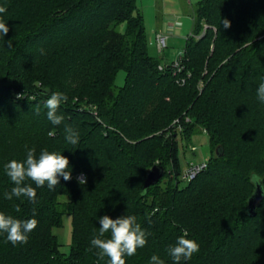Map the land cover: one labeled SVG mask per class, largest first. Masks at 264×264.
Returning a JSON list of instances; mask_svg holds the SVG:
<instances>
[{
  "label": "trees",
  "instance_id": "1",
  "mask_svg": "<svg viewBox=\"0 0 264 264\" xmlns=\"http://www.w3.org/2000/svg\"><path fill=\"white\" fill-rule=\"evenodd\" d=\"M0 6L9 26L0 37V211L38 222L27 244L13 246L0 235V264H97L96 249H87L104 215H135L152 233L126 264H149L153 254L174 264L167 249L185 231L200 247L181 264H264V200L256 217L249 214L257 185L264 188V103L256 95L264 82V0H201L181 71L174 63L160 70L149 54L137 0ZM204 24L205 35L196 39ZM121 71L126 82L118 87ZM56 91L67 96L60 125L44 108ZM66 125L79 133L77 145L66 141ZM201 131L212 155L183 186L180 141L190 143ZM25 145L37 156L46 148L70 161L72 179L60 177L54 190L37 188L35 205L4 199L14 185L3 165L23 161ZM157 165L165 175L145 191ZM81 174L86 184L78 182ZM66 214L73 221L68 255L54 233Z\"/></svg>",
  "mask_w": 264,
  "mask_h": 264
},
{
  "label": "clouds",
  "instance_id": "2",
  "mask_svg": "<svg viewBox=\"0 0 264 264\" xmlns=\"http://www.w3.org/2000/svg\"><path fill=\"white\" fill-rule=\"evenodd\" d=\"M6 7L0 6V13L6 12ZM225 29L230 28L231 23L228 19H221ZM9 32V26L3 19H0V37H5ZM7 47H12V40L7 41ZM257 99L264 103V82H261L257 88ZM22 99V95H18ZM67 101V96L61 92H51L44 101V108L47 109V119L53 125H60L64 121L62 115H58V109L61 104ZM40 106L36 105V114L39 115ZM65 139L72 145H77L80 140L79 133L72 126L66 125L64 129ZM26 158L23 161L12 159L3 165L4 173L14 185L10 191L4 192V199L13 200V198H26L33 205L37 203L36 189L47 185L49 190H54L60 184V177L65 181L72 179L69 171V159L60 152L42 149L39 155H36L35 147L29 148L25 145ZM31 181L36 187L27 183ZM80 184H86V177H78ZM15 211L19 212L20 207L15 206ZM33 217L36 215L35 207L32 210ZM100 227L94 231L91 238V247L87 249L92 251L96 249L97 264L99 261L108 258V264H126L125 257H131L137 250L143 248L148 243V237L151 232L142 228L137 222L135 215H122L116 219L108 215L99 218ZM37 220L17 219L10 214L0 211V235L6 234V242L13 246L28 243L29 234L37 227ZM187 232L177 237L174 245L167 249L168 255L172 258L174 264H181L182 261H188L192 256L199 252V244L194 239L187 238ZM149 264H165V261L158 255L153 254Z\"/></svg>",
  "mask_w": 264,
  "mask_h": 264
},
{
  "label": "rangeland",
  "instance_id": "3",
  "mask_svg": "<svg viewBox=\"0 0 264 264\" xmlns=\"http://www.w3.org/2000/svg\"><path fill=\"white\" fill-rule=\"evenodd\" d=\"M182 0H137V6L144 17L145 29L148 39L149 54L161 61V64H172L177 62L185 54L188 38L192 35L194 19L192 21L194 9L198 7L201 0H188L189 8L182 9ZM184 1V0H183ZM181 27L183 29L182 37H176L173 34V28ZM125 29V28H123ZM208 25L204 24V30L196 39L205 35ZM164 32L171 34L168 49L160 54L157 46L156 37L158 33ZM126 74L121 71L117 75L116 86L123 87L126 82ZM179 159L182 174L186 173L191 164L208 163L212 151L210 147L209 136L201 131L190 143L180 141ZM195 147L196 152L191 148ZM196 154V155H194ZM186 181H183V186ZM54 233L58 236L61 244V252L68 255L71 250L73 221L72 216L66 214L63 217L61 228H55Z\"/></svg>",
  "mask_w": 264,
  "mask_h": 264
},
{
  "label": "built area",
  "instance_id": "4",
  "mask_svg": "<svg viewBox=\"0 0 264 264\" xmlns=\"http://www.w3.org/2000/svg\"><path fill=\"white\" fill-rule=\"evenodd\" d=\"M181 28L180 27H176L174 28V32L173 33H180ZM171 34H167L164 32H160L158 33L157 37H156V41H157V46H158V50L159 53L162 54L164 53L168 47H169V40H170ZM192 37V35L190 36ZM189 37V38H190ZM188 38V39H189ZM182 63V57H180V59L177 62H174V67L181 71L183 68L181 66ZM165 66H160L159 69L160 70H164ZM192 152H196L197 149L195 147L191 148ZM208 167V163H200V164H191L190 167L188 168V170L186 171V173L183 174L182 179L186 182H190L192 180H194L201 172H203L204 170H206ZM85 177L84 174H81ZM81 175H79L78 177H80Z\"/></svg>",
  "mask_w": 264,
  "mask_h": 264
},
{
  "label": "water",
  "instance_id": "5",
  "mask_svg": "<svg viewBox=\"0 0 264 264\" xmlns=\"http://www.w3.org/2000/svg\"><path fill=\"white\" fill-rule=\"evenodd\" d=\"M165 175V169L162 166H155L153 169L150 171L146 182H145V191L148 190L149 188L157 185L161 179ZM264 200V188L262 185L258 184L255 194L253 197L249 200V214L252 217L257 216V210L260 207Z\"/></svg>",
  "mask_w": 264,
  "mask_h": 264
},
{
  "label": "crops",
  "instance_id": "6",
  "mask_svg": "<svg viewBox=\"0 0 264 264\" xmlns=\"http://www.w3.org/2000/svg\"><path fill=\"white\" fill-rule=\"evenodd\" d=\"M180 3L182 4V9H184V8H189V3H188V0H182V1H180ZM195 10V9H194ZM194 12V11H193ZM191 18H192V21H193V19H194V16L192 15L191 16ZM181 28V27H180ZM162 32V31H161ZM172 32H174V28H173V31ZM176 37H182V35H183V29L181 28V30H180V33H173ZM174 63V62H173ZM172 63V64H173ZM163 65V64H162ZM166 65H170V64H168V63H166V64H164L163 66H166Z\"/></svg>",
  "mask_w": 264,
  "mask_h": 264
}]
</instances>
